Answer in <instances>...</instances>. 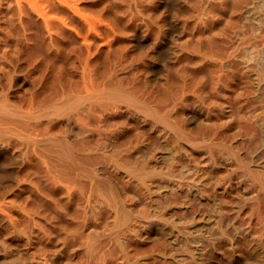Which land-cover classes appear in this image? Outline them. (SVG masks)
I'll return each instance as SVG.
<instances>
[{
  "label": "bare ground",
  "instance_id": "6f19581e",
  "mask_svg": "<svg viewBox=\"0 0 264 264\" xmlns=\"http://www.w3.org/2000/svg\"><path fill=\"white\" fill-rule=\"evenodd\" d=\"M261 49L264 0H0V264H264Z\"/></svg>",
  "mask_w": 264,
  "mask_h": 264
},
{
  "label": "rangeland",
  "instance_id": "374dc122",
  "mask_svg": "<svg viewBox=\"0 0 264 264\" xmlns=\"http://www.w3.org/2000/svg\"><path fill=\"white\" fill-rule=\"evenodd\" d=\"M246 23H247V22H246ZM261 47H262V46H260V48H261ZM242 50H243V52H244V51H245V52L242 53L241 55L244 56L245 58H246V57H247V58H250V57H248V56H253L254 53H258V52H256V50H258V49H254V53H253V49H251V50H250V49H249V50L247 49L248 51H247L246 49H245V50L242 49ZM262 52L264 53V50H263V49H261V53H262ZM250 53H252V55H251ZM249 54H250V55H249ZM247 55H248V56H247ZM244 57H243L244 60L242 59L243 61H241V59H240V61L242 62V64H243L244 61L246 60ZM251 72H252V74H253L255 71H252V70H251ZM252 74H251V76H253ZM210 83H211V82H209V84H208L209 86H208V87L212 88V84H210ZM196 85H197V84L195 83L192 87H196V88H194L195 90L198 89V90H196V91H197L196 93L199 94L198 96H200V93H201V96H202V99H200L201 96L198 97L197 94H196V96H195L194 98H195V99H196V98H197V99L199 98V101H198L197 99H196V100L194 99V100L196 101V103H197V104H200V105H201V104H202V105L204 104L205 106L208 105L207 102H209V104L212 103L211 105H208V106H206V107H209V106H210L211 112H213V113L216 112V113H217L216 109L218 108V105L215 107V104H214V103L217 102V99H216L214 96H212V95H214V94L211 95V94H210L211 92L208 91V92H210V93H208L209 95L207 96V94H206L207 92H206V91H204V92L201 91L202 89L199 88V87L196 86ZM210 85H211V86H210ZM200 89H201V90H200ZM207 89H209V88H207ZM209 90H210V89H209ZM199 91H200V92H199ZM176 92L180 93L179 90H178V91L176 90ZM176 92H175V93H176ZM198 92H199V93H198ZM205 92H206V93H205ZM178 93H176V94H178ZM203 93L206 94V96H205V95H202ZM166 96H167V95H166ZM210 96H212V97L215 98V99H213L212 97L210 98ZM167 98H168V97H167ZM167 98H166V97L164 98V103H165V104L169 103V100H168ZM204 98H205V99H204ZM206 99H207V100H206ZM208 99H211V100H208ZM213 100H214L215 102H213ZM200 101H201V102H200ZM203 101H204V103H203ZM198 102H199V103H198ZM205 102H206V104H205ZM194 103H195V102H194ZM216 104H218V103H216ZM233 104H234V103H233ZM233 104H232V108L234 109V112L237 113V107H236L237 105H236V103H235L234 105H233ZM202 105H201V106H202ZM204 105H203L202 107H205ZM213 106H214V108H213ZM234 107H236V108H234ZM212 108H213V109H212ZM201 109H202V108H201ZM214 109H215V111H213ZM198 111H199V110H195V111H193V112L190 113V116L192 117V119L195 120L194 122L197 123V124H198L199 121H200L199 118H201V117H199V116H200V113H199ZM200 112H201V111H200ZM168 114H169V115H168ZM168 114L166 115V118H165V119H166V120H169V119H172V120H173V119H174V120H173V121L171 120V122H170L171 125H169V122L166 121V122H168V123H166L167 127H168V126H172V125L175 124V125H176V128H175V125H174V127L172 126V127H173L172 130H174V133L176 132V130L179 131V132L181 133L180 129H181V128H183V129L186 128V126H184V123H183V122H184V121H183L184 119L182 118L183 116L180 115L181 117H179L177 114H174V113H172L173 115L170 114V113H168ZM170 115H171V118H170ZM174 115H175V116L177 115V117H179L181 121L179 120V118H176ZM168 116H169V117H168ZM181 118H182L183 120H182ZM176 119H177V120H176ZM201 119H202V118H201ZM198 120H199V121H198ZM179 121H180L181 124L179 123ZM182 121H183V122H182ZM173 122H174V123H173ZM176 123H178V124H176ZM166 125H165V126H166ZM177 125H178L179 128L177 127ZM180 126H181V127H180ZM194 126H195V127H194ZM200 126L202 127V124H198V126H197L196 124H194L193 126H191L192 128L190 127L191 129H189V131H190V130H194V131H192V132H191V131H190V132L188 131L189 133H195V131H196V135H195V134H194V135L192 134V136H193V137H192L193 141H195V139H198V140H197V142H198V141L202 138V136H203V142H204V141H205V142H206V141L208 142V139H209V141H210V140H211L210 138L207 139V138H204V137H207V136L209 137V134H210V136H211V133L213 132V128H214V126H213V125H209V126L212 127V128H211V127H208V125H204L203 127L207 126V127L204 128V130H203V131L206 132V134H205V132L202 133V129H203V127L201 128ZM196 127H197L198 129H197ZM188 128H189V127H188ZM188 128H186V129H188ZM200 128H201V132H199V131H200ZM207 128H209V129H207ZM175 129H176V130H175ZM196 129L199 130V131H197ZM146 130H148V129H146ZM184 130H185V129H184ZM185 131H186V130H185ZM211 131H212V132H211ZM145 132H146V133H145V134H146L145 136H147L149 130H148V131H145ZM186 132H187V131H186ZM186 132H185V133H186ZM188 132H187V133H188ZM176 133H177V132H176ZM180 133H177V136L179 135L180 138H183V137H184L185 139H186V137L189 138V135H191V134H189V133H188L189 135H187V134L183 133V131H182V133H183V135H184V136L182 137V136L180 135ZM197 134H198V135H197ZM200 134H201V138H200ZM202 134H203V135H202ZM204 134H205V135L208 134V135L205 136ZM185 135H187V136H185ZM197 136H198V137H197ZM190 137H191V136H190ZM195 137H196V138H195ZM147 138H148V137H147ZM147 138L145 137V140H147ZM194 138H195V139H194ZM223 138H225V137L223 136ZM223 138L220 139V140H226V139H223ZM150 139H151V140H150ZM171 139H172V138H171ZM189 139H191V138H189ZM192 139H191V140H192ZM201 140H202V139H201ZM150 141H151V142H150ZM167 141H168V142H167ZM170 141H171V140H170ZM170 141L167 139L166 142H164V143L162 142V144H160V142L158 143V142L156 141V143H155V142L153 141L152 138H149V140H147L146 143L144 142V148H143V156H144V158H145V156H146V158L151 157V155H152L151 153H153L154 149L157 148V147L160 145L159 148H161V147H162V148L159 149V150H161V151H159V153L162 154V159H163L164 161L166 160V162H168L169 160L172 161L173 159H175L174 154H173V150L171 149V153H172V154L170 153L169 150H167L168 148H170V146H169ZM147 142H148V143H147ZM199 142H200V141H199ZM199 142H198V143H199ZM201 142H202V141H201ZM165 143H166V144H165ZM152 144H154V145H152ZM156 144H157V145H156ZM167 144H168V145H167ZM131 145H134V143L131 144ZM145 145H146V146H145ZM162 145H163V146H162ZM165 145H167V146H165ZM153 147H155V148H153ZM148 148H149V149H148ZM164 148H165V149H164ZM144 149H145L146 151H145ZM151 149H152V151H151ZM162 151H163V152H162ZM161 152H162V153H161ZM168 152H169V153H168ZM135 154H136V152H135ZM163 154H165V156H164ZM170 154H171V155H170ZM116 157H117V156H116ZM163 157H165V158H163ZM172 157H173V159H172ZM193 157H194V160L196 161V162H195V161L193 160V162H195L196 164L199 163V161H200V157H199V155L197 156V154H196V155H194ZM146 158H145V159H146ZM198 158H199V159H198ZM133 159H134V158H131L130 160L128 159L127 162H126V160H125V161L121 160V162H124V163H118V165H119V164H121V165L124 164L123 166L128 167V164H129L128 161L130 162V161H132ZM119 161H120V159H119ZM119 161H118V162H119ZM173 161H174V160H173ZM183 162L186 163L184 159H183L182 163H183ZM130 163H131V164H132V163H135V160H133V162H130ZM131 164L129 165L130 167L132 166ZM197 168H199V167H197ZM184 170H186V169H183V171H184ZM173 172H174V171H170L171 175H174V176H176L177 178H180V177H181V174H183V173L185 174V173H186V172H181L180 170H178V172L175 171V172H177V173H173ZM170 173H167V174H164V175L167 176V177H169V176H171V175H169ZM184 174H183V175H184ZM168 175H169V176H168ZM187 175H188V173H187ZM187 175H185V176H187ZM198 175H200V173H199ZM179 176H180V177H179ZM188 176H189V175H188ZM182 177H184V176H182ZM190 177H191V175H190ZM187 186H190V185H187ZM184 195H185V197L187 196L186 193H184L183 195H181V198L179 197V199H180V201L184 200V202L187 203L188 200H189V198L186 197V200L183 199ZM174 197H175V196H172V197H169V198L172 199V198H174ZM185 197H184V198H185ZM198 198H199L200 202H199V200H197ZM167 199H168V198H167ZM167 199H166V200H163V201L166 202ZM171 199H168V200H171ZM181 199H182V200H181ZM194 199H196V201H195L196 203H193V202H194V201H193ZM194 199L192 200L193 202H191L194 206L197 207L198 205H201L200 207H205V206L203 205L204 202L201 203L202 200L200 199V197L196 196ZM200 203H201V204H200ZM198 207H199V206H198ZM205 208H206V207H205ZM244 218H245V217H244ZM113 219H114V218H113ZM230 219H231V220H230ZM232 219H234V220H233L234 223H232ZM240 219H241V218H240ZM245 219H246V218H245ZM120 220H121V219H120ZM241 220H242V221H241ZM241 220H237L236 218H233V217L231 218V216H230L229 221H228L227 223L230 222V223L228 224L229 226H230V225L232 226V224H233V225L236 224V225H235L236 227L238 226V228H242V227L246 224L245 222H247V219H246V221H245L243 218H242ZM242 223H243V224H242ZM231 226H230V227H231ZM239 226H241V227H239ZM231 228H232V227H231ZM129 262L131 263L132 261L129 260L128 263H126V264H130ZM131 264H132V263H131Z\"/></svg>",
  "mask_w": 264,
  "mask_h": 264
}]
</instances>
